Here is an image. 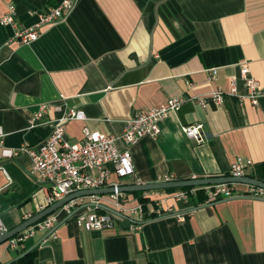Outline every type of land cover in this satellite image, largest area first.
Listing matches in <instances>:
<instances>
[{
    "label": "crops",
    "instance_id": "obj_1",
    "mask_svg": "<svg viewBox=\"0 0 264 264\" xmlns=\"http://www.w3.org/2000/svg\"><path fill=\"white\" fill-rule=\"evenodd\" d=\"M60 2L0 0V20L9 4L15 7L11 23L0 21L5 146L42 141L52 130L48 121L69 108L86 116L66 122L70 142L83 137L84 127L119 135L135 113L182 97L180 108L160 121L157 138L132 146L137 178L124 183L229 175L236 158L250 159L248 176L264 181V94L257 105L230 94L233 80L238 94L248 92L239 77L242 63L264 92V0H76L65 19L20 42L16 32ZM216 90L224 94L220 104L210 97ZM193 123L203 125L201 142L181 130ZM30 163L26 155L0 157L6 230L39 212L50 192L28 174ZM173 192L127 193L130 205L145 197L163 211L137 228L126 216L112 228L92 230L62 220L16 249L0 244V264H18L27 250H34L33 264H264V199H207L197 190L176 200ZM100 201L115 207L110 196Z\"/></svg>",
    "mask_w": 264,
    "mask_h": 264
},
{
    "label": "built area",
    "instance_id": "obj_2",
    "mask_svg": "<svg viewBox=\"0 0 264 264\" xmlns=\"http://www.w3.org/2000/svg\"><path fill=\"white\" fill-rule=\"evenodd\" d=\"M75 2L76 0H61L58 5L48 8L41 14L38 23L34 26L16 32V37L20 42L29 43L39 35L44 26L65 19L73 9ZM14 12L15 7L9 4L0 20L1 23H11ZM215 71L213 69L214 75ZM239 77L247 87V94L237 93L234 80L230 94L237 96L240 101L247 98L252 104L257 105L264 92H262L258 81L251 76L246 64H240ZM210 97L215 103L220 104L224 99V94L220 90H216L210 94ZM183 101L182 97L171 98L166 104L135 113L126 120L123 131L119 135L90 131L84 127L83 137L73 142H70L67 136L65 125L69 120H85V113L80 108H69L61 117L49 120L48 123L52 128L51 133L36 144L24 143L15 148L7 147L3 144V132L0 127V157L15 160L21 155L28 156L31 161L27 170L28 174L50 185L45 205L40 206L39 211L78 190L114 187L113 193L82 196L67 201L53 212L9 238L6 241L7 246L10 249H16L36 232L52 230L55 224L62 220H74L86 230H92L112 228L116 219L126 216L133 222V227L137 228L148 217L161 215L163 211L159 208V201L151 204L145 212L139 202L130 205L127 193L117 191V186L124 185L123 180L128 176L137 178L132 160V146L145 136L157 138L160 132V121L168 114L175 113ZM198 103L202 106L206 105L204 100H198ZM46 106V104H42L40 111L29 119V127L35 126L41 117V110ZM58 108L59 106H56V109ZM202 127V123H193L182 125L181 130L187 138L201 142L205 137ZM117 141L121 142L120 147L117 145ZM251 166L250 159L236 158L230 164L229 175L248 176L247 171ZM113 176L115 179H112ZM164 180L173 179L165 177L161 181ZM136 183H140L138 179ZM238 186H244V189L239 190ZM197 190L202 191L207 199L232 198L239 195L264 199V187L242 183H217L195 186L190 189L176 188L170 195L176 200H181ZM101 196H110L114 199L115 207L112 209L121 215L105 209L100 201ZM25 217L29 218L30 214ZM178 219L182 220L183 216L179 215ZM3 230L6 229L0 220V231Z\"/></svg>",
    "mask_w": 264,
    "mask_h": 264
},
{
    "label": "water",
    "instance_id": "obj_3",
    "mask_svg": "<svg viewBox=\"0 0 264 264\" xmlns=\"http://www.w3.org/2000/svg\"><path fill=\"white\" fill-rule=\"evenodd\" d=\"M217 183H242V184H250V185L264 187V181L255 179L250 176L235 177V176H230V175H223V176L173 179V180H167V181L164 180V181H155V182H148V183L140 182V183H134V184H124V185L117 186V191L132 193V192H137V191L165 190V189H172V188L176 189V188L195 187V186L210 185V184H217ZM113 192H114V187L107 186V187H100V188L83 189V190H78L73 193H70L64 196L63 198L55 201L51 205L47 206L43 210L30 216L29 218H27L25 221H23L21 224H19L15 228L11 230L0 231V244L6 242L9 238L21 232L23 229H25L29 225H32L33 223L42 219L44 216L53 212L54 210H56L61 205H63L64 203H66L67 201L71 199L82 197V196L109 194ZM105 209L111 212H114L118 215H121L119 212L115 211L112 208L105 207ZM27 251L24 253H27Z\"/></svg>",
    "mask_w": 264,
    "mask_h": 264
},
{
    "label": "trees",
    "instance_id": "obj_4",
    "mask_svg": "<svg viewBox=\"0 0 264 264\" xmlns=\"http://www.w3.org/2000/svg\"><path fill=\"white\" fill-rule=\"evenodd\" d=\"M191 187H184L183 189H190ZM173 190L172 189H165V191H171ZM140 193V192H143V191H137L135 193ZM138 202L141 204L143 210L146 212L149 208V204H150V201L145 198V197H139L138 198ZM33 255H34V250L26 253L25 255H23L22 257L19 258L18 260V264H33Z\"/></svg>",
    "mask_w": 264,
    "mask_h": 264
}]
</instances>
